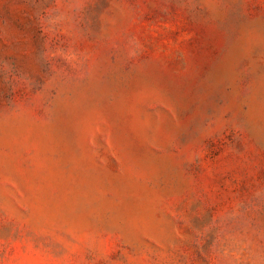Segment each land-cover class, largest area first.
Wrapping results in <instances>:
<instances>
[{
    "label": "rangeland",
    "instance_id": "obj_1",
    "mask_svg": "<svg viewBox=\"0 0 264 264\" xmlns=\"http://www.w3.org/2000/svg\"><path fill=\"white\" fill-rule=\"evenodd\" d=\"M0 264H264V0H0Z\"/></svg>",
    "mask_w": 264,
    "mask_h": 264
}]
</instances>
